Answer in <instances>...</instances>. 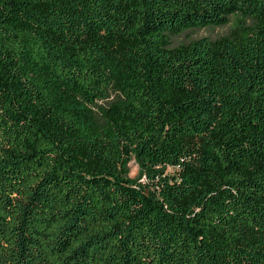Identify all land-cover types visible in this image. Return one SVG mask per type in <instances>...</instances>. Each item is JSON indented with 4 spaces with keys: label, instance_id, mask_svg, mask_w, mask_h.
I'll list each match as a JSON object with an SVG mask.
<instances>
[{
    "label": "trees",
    "instance_id": "obj_1",
    "mask_svg": "<svg viewBox=\"0 0 264 264\" xmlns=\"http://www.w3.org/2000/svg\"><path fill=\"white\" fill-rule=\"evenodd\" d=\"M0 251L264 264V0H0Z\"/></svg>",
    "mask_w": 264,
    "mask_h": 264
},
{
    "label": "rangeland",
    "instance_id": "obj_2",
    "mask_svg": "<svg viewBox=\"0 0 264 264\" xmlns=\"http://www.w3.org/2000/svg\"><path fill=\"white\" fill-rule=\"evenodd\" d=\"M251 25V21L245 19L241 15H235L231 17L230 23L222 27H208L203 29H195L184 32L179 36H174L172 38V47H177L181 44H188L192 41H196L202 38H208L211 41H215L219 38L228 36L231 32L238 28H243ZM172 173V169H169ZM128 176L131 179H137L139 176V164L135 157L131 159L128 165ZM146 178L143 177L139 182L144 183ZM3 255L0 251V264L2 263Z\"/></svg>",
    "mask_w": 264,
    "mask_h": 264
}]
</instances>
